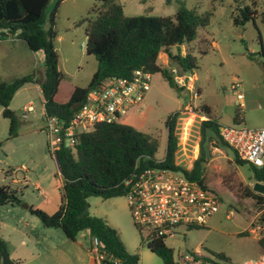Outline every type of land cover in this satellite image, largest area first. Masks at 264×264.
I'll list each match as a JSON object with an SVG mask.
<instances>
[{
	"label": "rangeland",
	"instance_id": "1",
	"mask_svg": "<svg viewBox=\"0 0 264 264\" xmlns=\"http://www.w3.org/2000/svg\"><path fill=\"white\" fill-rule=\"evenodd\" d=\"M117 1L123 5L127 16H172L180 6L194 8L199 15L212 12L209 24L199 28L198 36L190 45L172 48L174 54L191 51L198 59L194 72L183 73L165 52L159 56V62L183 80L178 84L185 88L178 91L160 73L153 74L145 100L124 115L121 123L156 137L159 141L156 157L162 160L167 149L166 122L169 117H174L178 139L176 163L182 170L190 172L199 158H206L202 165L209 176V185L220 195L219 210L206 226L183 227L179 234L165 239L167 246L174 249L177 260L188 250L199 246L213 253L223 252L237 264L259 256L262 250L258 235L252 232V223L261 209L255 199L246 196V188H253L256 183L253 166L239 164L233 149L215 136L213 128H207L203 136L202 121L208 116L220 128L224 125L264 126L262 18L259 16L256 23L248 21L244 25H236L233 20L234 0ZM58 2L55 45L60 69L66 75L61 87L65 93L73 85L88 86L97 70V59L86 52V22H83L94 17L90 11L96 1L51 0L46 10L48 18ZM242 2L251 6L253 3L252 0ZM257 8L259 11L264 9V0H257ZM49 25L50 21H47L46 27ZM3 46L4 50L0 48L1 77L9 82L32 72L38 78L44 77L42 51H31L20 40ZM237 93H242L243 99H238ZM29 102L33 103L35 111L27 119H22L19 135L15 138L9 137L10 121L3 117L0 106V186H8L21 200L19 204L0 206V237L6 242L10 258L18 264H62L58 250L49 245L46 246V249L50 248L48 252H38V246L47 240L51 244L66 235L60 228L46 227L25 207L29 205L49 214L55 213L61 203L63 186L58 161L50 151L49 138L44 130L39 87L34 83L25 84L15 93L10 108L21 118L22 110ZM204 105L211 108L209 115L203 111ZM237 110L243 118L240 121L234 120ZM26 175L27 182L24 179ZM87 210L90 215L105 218L118 231L128 251L139 254L140 264H164L163 259L148 248L146 233L140 232L134 223L125 196L108 199L91 196ZM76 240L85 249L81 250L70 242L71 250L75 248L82 256L76 264H94L95 254L90 252L92 241L89 233L80 231Z\"/></svg>",
	"mask_w": 264,
	"mask_h": 264
},
{
	"label": "trees",
	"instance_id": "2",
	"mask_svg": "<svg viewBox=\"0 0 264 264\" xmlns=\"http://www.w3.org/2000/svg\"><path fill=\"white\" fill-rule=\"evenodd\" d=\"M50 1L0 0V39H22L30 50L44 53L45 66L42 80L35 72L17 77L11 82L0 77V106L3 117L10 121V138L19 135L22 122L10 104L15 93L28 83L40 85L46 114L57 116L65 125L87 101L90 91L110 77H130L141 69L152 74L160 73L172 88L183 90L185 87L178 84L173 72L159 62V56L165 52L180 66L183 73L194 72L198 67V59L191 51L174 54L172 48L190 45L198 36L199 28L209 24L212 15L211 11L199 15L194 8L180 6L172 16H127L123 5L117 0H95L96 4L90 11L94 17L86 18L83 22H86V52L97 59V70L88 86L73 85L69 91L62 93L61 87L66 81V75L60 69L59 53L55 45L59 2L48 18L46 10ZM252 1L251 6L243 5L242 0H234L233 20L236 25H244L248 21L256 23L259 16L264 22V9L259 11L257 0ZM47 21H50L49 27H46ZM210 109L208 105L203 106V111L208 115ZM242 119L237 110L234 120ZM166 124L167 149L162 160L156 157L159 145L156 137L122 123H98L92 130L78 135L74 146H67L63 142L53 154L63 178L60 206L53 214L40 208L30 207L29 210L46 227L60 228L72 241H76L80 231H87L91 238H97L98 251L103 257L96 260V264H140L139 254L128 251L118 231L105 218L88 213V198L125 196L127 188L124 180L145 167L183 171L189 179L198 180L216 192L208 183L209 176L202 165L206 162L204 156L195 162L190 172L182 170L176 163L178 139L175 118L169 117ZM209 127L213 128L215 136L224 145L230 147L220 135V125L207 116L202 121L203 136ZM235 159L239 164L246 163L236 152ZM252 172L254 180L264 184V168L252 167ZM246 196L255 199L261 209L257 221H264V193L247 187ZM20 202L8 186H0V206ZM165 239L153 238L147 246L163 259L164 264H180L175 258L174 249L167 246ZM258 243L264 252V235L258 238ZM6 248V242L0 237V264ZM215 254L223 264H237L223 252Z\"/></svg>",
	"mask_w": 264,
	"mask_h": 264
},
{
	"label": "built area",
	"instance_id": "3",
	"mask_svg": "<svg viewBox=\"0 0 264 264\" xmlns=\"http://www.w3.org/2000/svg\"><path fill=\"white\" fill-rule=\"evenodd\" d=\"M152 73L138 69L130 77H110L93 88L67 125L57 116L46 114L43 105L44 130L49 138L52 154L65 142L74 146L77 136L92 130L98 123H121V118L143 102L151 89ZM177 82L183 80L176 77ZM243 99L242 93H237ZM32 102L24 106L22 119L34 112ZM222 139L239 158L255 168H264V126L247 128L221 126ZM125 197L140 232L146 233V243L153 238H167L179 234L184 228L206 226L219 210L218 194L191 180L185 174L163 167L138 169L124 180ZM260 214V213H259ZM259 216V215H258ZM252 232L264 235V221L252 223ZM96 260L103 256L98 251L99 240L91 238ZM180 264H223L215 253L199 246L182 254ZM238 264H264V252Z\"/></svg>",
	"mask_w": 264,
	"mask_h": 264
},
{
	"label": "crops",
	"instance_id": "4",
	"mask_svg": "<svg viewBox=\"0 0 264 264\" xmlns=\"http://www.w3.org/2000/svg\"><path fill=\"white\" fill-rule=\"evenodd\" d=\"M16 40H20V41H22L26 46H27V44L22 40V39H20V38H4V39H0V48L2 49V50H4L5 49V47L3 46V44H5V43H8V42H14V41H16ZM7 46V45H6ZM8 47V46H7ZM27 48H28V46H27ZM29 49V48H28ZM30 50V49H29ZM32 51V50H31ZM1 77V76H0ZM3 80H5L3 77H1ZM44 78V77H43ZM43 78H40L41 80L43 79ZM7 81V80H6ZM35 84V83H34ZM38 87H39V90H40V93H41V87H40V85L39 84H36ZM41 99H42V97H41ZM251 101V100H250ZM30 103V102H29ZM28 104V103H27ZM26 104V105H27ZM43 104V103H42ZM41 114H42V118H43V120H44V116H43V107H42V112H41ZM22 119V118H21ZM23 120H25V119H23ZM42 127V126H41ZM40 127V128H41ZM26 170H27V168H26ZM25 182H27L26 180H28V177H27V175L25 176ZM14 182H18L17 180H14ZM213 217V216H212ZM211 217V218H212ZM56 229H58V228H56ZM87 232V231H86ZM88 233V232H87ZM65 235V234H64ZM70 242H74V244H76L75 246H78L81 250H85L84 248H83V246H82V244L80 243V242H78L77 240L76 241H72V240H70V239H68L66 236L65 237H59L57 240H55V242H53V243H49V241L47 240V241H43L38 247H39V250H38V252H40L41 250H43L44 252H48L47 250H50V248L49 249H46V246H49L50 245V247L52 246V248L54 249V250H58L57 252H58V255H59V258L61 259V262H62V264H76V261H77V259L78 258H82V256L81 255H78L77 254V250L74 248V249H72L71 250V248H70ZM65 246H68V248H61V247H65ZM260 246V245H259ZM261 247V246H260ZM197 248V247H196ZM194 249V248H193ZM193 249H191V250H193ZM205 249H207V248H205ZM191 250H188V251H191ZM208 250V249H207ZM261 250H262V252H263V249L261 248ZM86 251H89V250H86ZM208 251H210V250H208ZM90 252H92V251H90ZM211 252V251H210ZM261 252V253H262ZM73 253V254H72ZM213 253V252H212ZM260 253V254H261ZM259 254V255H260ZM93 259H94V264H96V257L94 258L93 257ZM16 264H18V262H15Z\"/></svg>",
	"mask_w": 264,
	"mask_h": 264
},
{
	"label": "water",
	"instance_id": "5",
	"mask_svg": "<svg viewBox=\"0 0 264 264\" xmlns=\"http://www.w3.org/2000/svg\"><path fill=\"white\" fill-rule=\"evenodd\" d=\"M253 188H254V190H256L258 192L264 193V184L263 183L256 182L254 184ZM25 207L30 208L29 205H25ZM2 263L3 264H16L15 261H13L10 258L7 250L3 251V253H2Z\"/></svg>",
	"mask_w": 264,
	"mask_h": 264
}]
</instances>
